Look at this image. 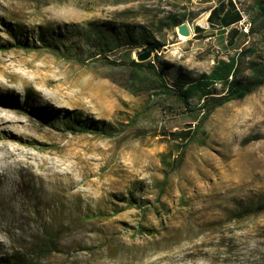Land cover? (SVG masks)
Returning <instances> with one entry per match:
<instances>
[{
  "label": "rangeland",
  "instance_id": "rangeland-1",
  "mask_svg": "<svg viewBox=\"0 0 264 264\" xmlns=\"http://www.w3.org/2000/svg\"><path fill=\"white\" fill-rule=\"evenodd\" d=\"M262 1H211L216 31L200 34L198 56L173 25L196 6L0 0V109L12 116H0V257L43 247L33 264H264V84L201 118L177 81L230 56L234 78H251ZM235 6L256 30L229 45ZM124 28L163 44L147 61L174 92L129 65L141 46L97 54Z\"/></svg>",
  "mask_w": 264,
  "mask_h": 264
},
{
  "label": "trees",
  "instance_id": "trees-1",
  "mask_svg": "<svg viewBox=\"0 0 264 264\" xmlns=\"http://www.w3.org/2000/svg\"><path fill=\"white\" fill-rule=\"evenodd\" d=\"M211 14L207 18H210ZM167 17L169 19L172 18L171 15H167ZM184 18L185 14L183 13L181 18H179V20L173 25L181 22ZM251 20L256 23L258 29L264 30V1L256 3L255 13L250 17V21ZM255 30L254 25H250L247 32H243L237 27L232 26L226 32L227 42L229 45H232L239 33L246 36L248 33H253ZM120 33L121 35L112 36L101 41L99 43L100 50L97 54L109 53L112 50H116L123 46H141V50H152L154 52L153 56H157L156 51L163 45L160 43H153L151 41L150 33L145 31L144 28L139 30L124 28L123 32L121 31ZM12 46L13 45L6 44L1 48L7 49ZM258 57L263 60L260 61V63L250 64L254 67V74L245 82H240L234 78L238 59L236 56H230L226 60L219 59L212 65L208 72H198L194 76L185 75V77H177V81H179L178 89L180 91L178 94L183 97L181 99L184 101H186L191 95L198 96L200 98L198 109L202 111L201 118H205L215 107L221 106L230 100L242 99L264 84V52L262 55H258ZM129 65L135 68L145 67L149 71L154 72L158 80L156 86L162 87L166 91L174 92V87H170L166 84V81L163 78V72L161 73L159 71L155 73L153 59L146 63L135 62L134 59H132L129 61ZM216 84L221 86V92H215L214 86ZM189 110L192 109L189 108ZM42 122H46V118H42ZM187 133L186 130H183L176 133L175 136L179 135L178 137H184ZM175 161H177V159ZM42 250L43 247H35L28 251L13 249L0 257V264H33V259L37 258Z\"/></svg>",
  "mask_w": 264,
  "mask_h": 264
},
{
  "label": "crops",
  "instance_id": "crops-1",
  "mask_svg": "<svg viewBox=\"0 0 264 264\" xmlns=\"http://www.w3.org/2000/svg\"><path fill=\"white\" fill-rule=\"evenodd\" d=\"M171 1L176 2L180 5H183V4L187 5L186 7L187 11L189 10V8H191L192 10V8L196 6L195 8V10H197L196 12L190 13V11H188V13H184L185 14L184 20L188 22V25L191 31V36L185 40L186 42L190 43L194 53L200 56V41H199L200 34L204 35V38L205 37L213 38L211 33L216 31V29L213 26L215 22L210 21L211 17L207 18L208 13L211 9L209 5L211 4V1L213 0H208L207 2L208 8L204 12H202L201 18H200V0H171ZM238 20H239V15H238V18L234 22H231V25H234ZM198 72L200 73V71Z\"/></svg>",
  "mask_w": 264,
  "mask_h": 264
},
{
  "label": "water",
  "instance_id": "water-1",
  "mask_svg": "<svg viewBox=\"0 0 264 264\" xmlns=\"http://www.w3.org/2000/svg\"><path fill=\"white\" fill-rule=\"evenodd\" d=\"M175 33L179 37H183L185 39L189 38L191 36L190 27L188 25V22L186 20H183L177 24L174 25ZM154 55V52L149 49L140 50L135 54L134 61L135 62H145L149 60Z\"/></svg>",
  "mask_w": 264,
  "mask_h": 264
},
{
  "label": "built area",
  "instance_id": "built-area-1",
  "mask_svg": "<svg viewBox=\"0 0 264 264\" xmlns=\"http://www.w3.org/2000/svg\"><path fill=\"white\" fill-rule=\"evenodd\" d=\"M238 12H239V20L235 23L236 27L243 32H247L248 28L250 26V21L247 19V13L245 10H241L236 6Z\"/></svg>",
  "mask_w": 264,
  "mask_h": 264
},
{
  "label": "bare ground",
  "instance_id": "bare-ground-1",
  "mask_svg": "<svg viewBox=\"0 0 264 264\" xmlns=\"http://www.w3.org/2000/svg\"><path fill=\"white\" fill-rule=\"evenodd\" d=\"M248 19V17H247ZM180 39H185L183 37H179ZM0 116L3 117L5 119L4 122H11L12 121V116L10 114H8L6 111H4L3 109H0ZM0 117V118H1ZM18 124V123H17ZM31 161V160H30ZM50 168V167H49ZM38 177V176H37ZM71 179V178H70Z\"/></svg>",
  "mask_w": 264,
  "mask_h": 264
}]
</instances>
